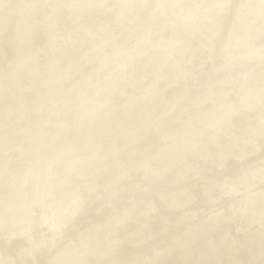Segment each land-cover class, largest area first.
Listing matches in <instances>:
<instances>
[{"label":"rangeland","instance_id":"rangeland-1","mask_svg":"<svg viewBox=\"0 0 264 264\" xmlns=\"http://www.w3.org/2000/svg\"><path fill=\"white\" fill-rule=\"evenodd\" d=\"M184 262L264 264V0H0V264Z\"/></svg>","mask_w":264,"mask_h":264},{"label":"bare ground","instance_id":"bare-ground-1","mask_svg":"<svg viewBox=\"0 0 264 264\" xmlns=\"http://www.w3.org/2000/svg\"><path fill=\"white\" fill-rule=\"evenodd\" d=\"M162 16V15H161ZM180 105V104H179ZM156 106V105H155ZM130 110V109H129ZM128 110V111H129ZM161 110V109H160ZM135 111V110H134ZM172 114V113H171ZM129 115V114H128ZM172 115H174V114H172ZM127 116V115H126ZM139 116V115H138ZM165 118V117H164ZM127 119V118H126ZM126 119H124V120H126ZM149 119V118H148ZM153 119V118H152ZM174 119V118H173ZM122 120V119H121ZM172 120V119H171ZM145 121V120H144ZM160 121V120H159ZM150 122V121H149ZM123 125H124V123H123ZM127 125V124H126ZM176 126V125H175ZM160 127V126H159ZM164 127V126H163ZM125 128H126V126H125ZM50 129V128H49ZM163 129V128H162ZM146 130V129H145ZM106 132V131H105ZM143 132V131H142ZM158 132V131H157ZM168 132V131H167ZM114 133V132H113ZM161 134V133H160ZM177 137V136H176ZM128 138V137H127ZM165 138V137H164ZM92 140V139H91ZM140 141V140H139ZM186 142V141H185ZM82 143V142H81ZM101 143V142H100ZM116 145V144H115ZM79 146V145H78ZM126 146V145H125ZM145 146V145H144ZM139 147V146H138ZM182 148V147H181ZM134 149V148H133ZM153 149V148H152ZM165 149V148H164ZM98 150V149H97ZM81 151V150H80ZM101 151V150H100ZM155 151V150H154ZM125 152V151H124ZM152 155V154H151ZM100 156V155H99ZM137 156V155H136ZM154 156H156V155H154ZM96 157H98V156H96ZM148 157V156H147ZM147 157H146V159H147ZM183 157V156H182ZM131 158V157H130ZM85 160V159H84ZM137 160V159H136ZM103 161V160H102ZM132 161V160H131ZM100 162H101V160H100ZM150 162V161H149ZM157 162H158V160H157ZM169 162V161H168ZM106 163V162H105ZM151 163V162H150ZM34 164V163H33ZM134 164V163H133ZM88 168V167H87ZM98 168V167H97ZM164 168V167H163ZM53 171V170H52ZM55 171V170H54ZM98 172V171H97ZM124 172V171H123ZM203 172V171H202ZM75 173V172H74ZM80 173V172H79ZM140 173V172H139ZM94 177V176H93ZM102 177V176H101ZM154 177V176H153ZM56 179V178H55ZM95 179V178H94ZM22 180V179H21ZM75 180V179H74ZM137 180V179H136ZM25 181V180H24ZM186 182V181H185ZM209 182V181H208ZM142 183V182H141ZM48 184V183H47ZM122 184V183H121ZM151 185V184H150ZM186 185V184H185ZM30 186V185H29ZM31 188V187H30ZM70 189V188H69ZM191 189V188H190ZM29 190V189H28ZM79 190V189H78ZM107 190V189H106ZM196 190V189H195ZM54 191V190H53ZM56 191V190H55ZM65 191V190H64ZM81 191V190H80ZM24 192V191H23ZM139 194V193H138ZM137 194V195H138ZM189 194V193H188ZM117 195V194H116ZM144 195V194H143ZM30 196V195H29ZM55 198V197H54ZM102 198V197H101ZM190 198V197H189ZM181 199V198H180ZM105 201V200H104ZM108 201V200H107ZM179 203V202H178ZM116 204V203H115ZM197 206V205H196ZM55 208V207H54ZM188 208V207H187ZM59 209V208H58ZM70 209V208H69ZM19 211V210H18ZM209 212V211H208ZM134 213V212H133ZM17 214V213H16ZM23 214V213H22ZM37 214V213H36ZM66 218V217H65ZM60 220V219H59ZM101 220V219H100ZM42 224V223H41ZM34 228V227H33ZM32 228V229H33ZM240 232V231H239ZM67 233V232H66ZM74 233V232H73ZM227 234V233H226ZM225 235V234H224ZM231 235V234H230ZM210 236V235H209ZM213 236V235H212ZM37 237V236H36ZM40 237H41V235H40ZM231 238V237H230ZM234 238V237H233ZM236 239V238H235ZM234 239V240H235ZM18 241V240H17ZM72 241V240H71ZM197 241V240H196ZM204 241V240H203ZM209 241V240H208ZM12 242V241H11ZM32 242V241H31ZM163 243V242H162ZM11 244V243H10ZM9 244V245H10ZM200 244V243H199ZM2 245V244H1ZM8 245V246H9ZM155 245H157V244H155ZM21 246V245H20ZM233 246V245H232ZM19 247V246H18ZM190 247V246H189ZM216 247V246H215ZM216 249V248H215ZM15 250V249H14ZM219 251V250H218ZM3 252V251H2ZM237 253V252H236ZM241 253V252H240ZM19 255V254H18ZM220 255V254H219ZM229 255V254H228ZM227 255V256H228ZM236 255V254H235ZM8 256V255H7ZM4 258V257H3ZM213 258H215V257H213ZM39 259V258H38ZM181 259V258H180ZM157 260V259H156ZM29 261V260H28ZM177 261H178V259H177ZM214 261V260H213ZM225 261H227L226 259H225ZM19 262V261H18ZM30 263V262H29ZM191 263V262H190ZM20 264V263H19ZM43 264V263H42ZM184 264H185V262H184ZM188 264V263H187Z\"/></svg>","mask_w":264,"mask_h":264}]
</instances>
